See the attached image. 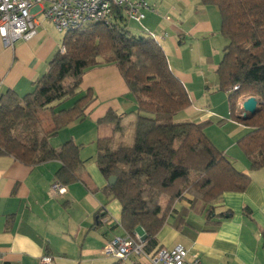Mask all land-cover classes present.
<instances>
[{"label":"trees","instance_id":"trees-1","mask_svg":"<svg viewBox=\"0 0 264 264\" xmlns=\"http://www.w3.org/2000/svg\"><path fill=\"white\" fill-rule=\"evenodd\" d=\"M201 2L216 7L220 15L219 32L226 44L216 68L219 89L227 94L229 116L247 128L237 144L250 169L264 168V0ZM112 22L65 31L62 49L53 54L30 92L19 98L12 90L0 93V156L29 166L57 160L61 164L55 173L57 182L66 185L80 180L84 171L81 145L69 139L53 146L50 138L85 118L91 92L76 96L85 71L100 63L115 64L136 101L133 142L113 146L112 137L98 138L95 163L106 180L116 177L103 191L120 203L118 225L128 235L140 227L145 234L144 252L153 256L163 248L156 234L174 202L190 195L191 210L204 214L210 223L227 214L215 213L218 198L224 192H244L250 176L238 170L207 136L208 122L175 120L190 106L191 98L159 42L146 33H131L120 10ZM250 96L258 100V110L243 119L237 100ZM72 98L71 106H61ZM122 116L108 110L97 123L120 131ZM243 213L250 216L251 212L244 207ZM105 215L97 213L98 224ZM131 259H112L111 264H132Z\"/></svg>","mask_w":264,"mask_h":264},{"label":"crops","instance_id":"crops-1","mask_svg":"<svg viewBox=\"0 0 264 264\" xmlns=\"http://www.w3.org/2000/svg\"><path fill=\"white\" fill-rule=\"evenodd\" d=\"M146 1L151 10L144 12L140 23L132 21L142 32L155 35L171 70L191 98L190 106L175 120L206 122L220 117L223 137L215 140L209 132L207 135L238 170L250 176L244 192H224L218 198L213 204L215 213L227 214L210 223L204 214L191 210L190 195L174 202L173 211L156 234L158 244L168 249L181 245L203 264H264V168L250 169L249 161L234 149L247 128L229 116L227 94L219 89L216 68L226 44L219 32V12L201 0ZM36 21L37 34L30 40H17L11 46L0 37V93L12 90L19 98L30 92L53 54L62 49V39L50 33L48 24H54L41 14L36 15ZM88 90L93 99L84 110L85 118L60 129L57 139L50 138L53 146L69 139L81 145L84 171L80 180L63 185L64 193H50L59 161L29 166L11 156H0V264H40L45 255L53 264L113 261L101 248L112 235L126 234L118 225L121 206L103 191L108 183L95 163V154L91 160L93 156L86 157L83 149L87 142L95 144L103 137H112L113 146L131 145L136 101L113 63H100L85 71L76 96ZM73 100L61 106L69 107ZM108 110L123 114L120 131H113L111 124L97 123ZM125 121L129 125L127 137ZM244 207L250 209V216L243 213ZM97 213H106L99 224ZM131 260L135 264L137 258ZM140 261L150 264L144 258Z\"/></svg>","mask_w":264,"mask_h":264},{"label":"built area","instance_id":"built-area-1","mask_svg":"<svg viewBox=\"0 0 264 264\" xmlns=\"http://www.w3.org/2000/svg\"><path fill=\"white\" fill-rule=\"evenodd\" d=\"M121 11L127 20L140 23L145 11L151 10L146 0H0V37L8 45L17 40H30L37 34L36 15L41 14L52 22L58 31H67L102 22L112 24L116 11ZM155 38L153 33H148ZM237 87L234 86L233 89ZM65 192V187L55 181L50 186L51 195ZM144 232L137 230L124 236L112 235L102 245L101 253L111 259L137 258L135 264H203L195 254H189L181 245L161 248L155 255L144 252ZM40 264H53L51 257H41Z\"/></svg>","mask_w":264,"mask_h":264},{"label":"rangeland","instance_id":"rangeland-1","mask_svg":"<svg viewBox=\"0 0 264 264\" xmlns=\"http://www.w3.org/2000/svg\"><path fill=\"white\" fill-rule=\"evenodd\" d=\"M126 26L128 27V29H129V31L131 32V33H133V34H143L144 32H142L140 29H139V26H137V24L136 23H134L132 20H127L126 22ZM49 25V27H50V33L55 37V38H61L62 39V37H63V35H64V31H58L56 28H54L52 25H50V24H48ZM216 39V38H215ZM214 43H216V40H215V42ZM215 45V44H214ZM245 98H243V97H241V98H239L238 100H237V109H238V111L240 112L241 111V103H242V101L244 100ZM177 117V116H176ZM220 117H214V118H212V120H209V121H206V122H208L206 125H205V127H204V131H205V133L207 134V132H209V134H210V136H212V138L214 139L215 138V140H217L216 139V137L218 136L219 138H221V137H223V135H224V133H223V127H222V125H219L218 123H219V121H218V119H219ZM123 125H124V128H125V135H126V137L128 136V130H129V125L127 124V122L125 121L124 123H123ZM222 133V134H221ZM208 136V135H207ZM57 137L58 136H54V137H52V139H57ZM209 137V136H208ZM224 139H225V137H224ZM57 142V144H60V143H58L59 141H56ZM215 143V142H214ZM87 144V145H86ZM85 144V148L83 149L84 150V152H83V154L87 157V156H93L92 157V159L91 160H94L93 158H94V154H95V150H96V145L93 143V144H91V143H89V142H87ZM234 149L236 150V151H240V153H242L243 154V157H244V159L245 160H247V158H246V156L244 155V153L242 152V150L240 149V147L238 146V144L236 143V144H234ZM233 158H235V157H233ZM237 163L239 164L238 165V167L240 166V161H237ZM164 204H165V198H162V200H161V205L162 206H164Z\"/></svg>","mask_w":264,"mask_h":264},{"label":"water","instance_id":"water-1","mask_svg":"<svg viewBox=\"0 0 264 264\" xmlns=\"http://www.w3.org/2000/svg\"><path fill=\"white\" fill-rule=\"evenodd\" d=\"M257 106H258V100L255 97L250 96L245 98L241 103V113L239 114V116L243 119H246L248 117L255 115V113L258 110ZM115 181H116L115 176H110L107 179L108 185H113ZM137 231L139 233H143V230L140 227L137 228Z\"/></svg>","mask_w":264,"mask_h":264}]
</instances>
